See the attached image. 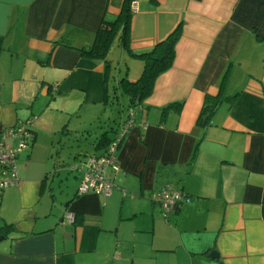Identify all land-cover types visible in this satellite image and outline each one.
Masks as SVG:
<instances>
[{
	"label": "crops",
	"instance_id": "0c3cea01",
	"mask_svg": "<svg viewBox=\"0 0 264 264\" xmlns=\"http://www.w3.org/2000/svg\"><path fill=\"white\" fill-rule=\"evenodd\" d=\"M123 1L0 0V141L17 148L4 135L27 122L33 135L20 183L0 192V264H264V0H133L128 48L119 33L111 45L136 58L180 24L173 64L132 108L113 194L78 195L73 163L76 191L53 187L62 119L50 104L78 117L105 105L111 45L104 58L81 50ZM206 96L219 103L197 125ZM171 103L181 110L163 113ZM167 186L184 198L165 220L152 196Z\"/></svg>",
	"mask_w": 264,
	"mask_h": 264
},
{
	"label": "rangeland",
	"instance_id": "374dc122",
	"mask_svg": "<svg viewBox=\"0 0 264 264\" xmlns=\"http://www.w3.org/2000/svg\"><path fill=\"white\" fill-rule=\"evenodd\" d=\"M122 55L125 54L118 45H111L107 57L110 64L107 78L109 81L108 99L110 102L106 106L104 105L105 107L101 104L97 108L89 106V108L86 109L87 106L85 105L81 110V112L83 111L81 114L82 117H78L76 116V113L71 114L70 116L61 113L63 107L59 105V103H64L62 98L55 99L50 104V108L53 109L52 112L57 113L62 119L61 125L58 128V132L60 133L53 143L52 162L55 164V168H57L58 165L59 169L61 168L55 176V181L53 183V187L57 188V191L61 188L65 191L66 189H68V191H76L79 176L76 173L67 172L63 169V166L72 163L74 165H80V162L85 156L99 155L103 153L101 148L96 147L99 135L110 126L114 128L117 127L124 116H126L128 96L123 93L120 80L125 77L130 78V80L138 79L143 71L144 62L139 58L123 57ZM128 70L129 74H127ZM49 99L50 96L46 98V101ZM79 104V102H76V105L75 103L70 104V107L73 110L72 112H75L77 109L76 107L77 105L79 106ZM64 106L67 110H71L66 103ZM93 113L94 115H92ZM44 116L40 121L43 124L40 125L42 130L39 132V140L49 142L47 135H45L43 131L45 130L43 128H46L45 125L47 119V116ZM74 181L76 184H74ZM59 184L60 187L57 186ZM60 199H63V195ZM66 203L67 200H64L62 204L64 205Z\"/></svg>",
	"mask_w": 264,
	"mask_h": 264
},
{
	"label": "trees",
	"instance_id": "16d2710c",
	"mask_svg": "<svg viewBox=\"0 0 264 264\" xmlns=\"http://www.w3.org/2000/svg\"><path fill=\"white\" fill-rule=\"evenodd\" d=\"M131 3H133V0L123 1L119 15L113 22H101L93 46L89 50H81L84 55L87 54L92 57L104 58L108 48L118 33L120 34L121 45L123 48H128L127 37L129 34V22L132 12ZM180 33L181 25L179 24L166 38L158 41L150 50L138 54H132L144 62V68L138 79L131 81L125 77L121 78L120 80L123 93L128 96L126 117L124 120H121L117 127L114 128L110 126L107 130L103 131L99 135L96 142L97 148H101L103 152H105L107 146L114 142L121 135V132L127 124L130 123L129 128L133 126L136 113L132 108L136 104L144 101L151 94L156 78L171 68L175 57V45L180 37ZM2 42L3 39L0 37V50L2 48ZM105 64H107L106 68L108 69L109 62H106ZM105 97L106 106L110 100L108 99V94H105ZM218 103V98L210 96L205 97L199 118L197 120V125L199 124L204 126L210 120ZM181 107L182 103H171L163 108V113H166V111L171 108H176L177 111H180ZM30 124L31 123L29 122V124L26 125V131L29 134V138L27 139L28 144H30L33 140L32 131L29 128ZM122 138L123 137H121V139ZM120 141L118 142V146ZM182 200L179 204H181ZM179 207V205L176 206L175 210L171 214H173Z\"/></svg>",
	"mask_w": 264,
	"mask_h": 264
},
{
	"label": "built area",
	"instance_id": "2783aa9c",
	"mask_svg": "<svg viewBox=\"0 0 264 264\" xmlns=\"http://www.w3.org/2000/svg\"><path fill=\"white\" fill-rule=\"evenodd\" d=\"M136 10V5L131 3V11ZM21 124L16 130L8 131L4 137H12L19 140L17 148H12L5 143V140L0 141V192L6 188L17 186L20 181L17 173L16 158L21 149L28 146L27 139L29 134L26 131V125ZM130 123L127 124L121 135L110 145L107 146L105 152L100 155H89L80 162V165H72V171L81 173V181L77 189L78 195L94 193L104 197H110L115 186L113 183V175L119 172V166L116 159V150L121 137L125 135ZM4 138V139H5ZM182 191L172 186L163 188L159 193L152 196L153 203H156L162 209L164 219L175 210L176 206H180V201L183 199ZM65 218L70 223L74 221V215L67 213Z\"/></svg>",
	"mask_w": 264,
	"mask_h": 264
},
{
	"label": "water",
	"instance_id": "95a60500",
	"mask_svg": "<svg viewBox=\"0 0 264 264\" xmlns=\"http://www.w3.org/2000/svg\"><path fill=\"white\" fill-rule=\"evenodd\" d=\"M209 257H211V258H217V253L214 252V251H211V252L209 253Z\"/></svg>",
	"mask_w": 264,
	"mask_h": 264
}]
</instances>
